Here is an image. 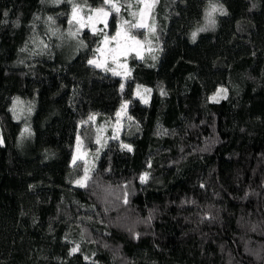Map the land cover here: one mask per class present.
<instances>
[{"label":"trees","instance_id":"16d2710c","mask_svg":"<svg viewBox=\"0 0 264 264\" xmlns=\"http://www.w3.org/2000/svg\"><path fill=\"white\" fill-rule=\"evenodd\" d=\"M76 5L112 12L110 35L127 21L157 59L132 55L125 80L90 65L104 34ZM211 5L225 14L198 32ZM141 8L0 0V264H264V0H156L147 29ZM125 102L131 138L102 146ZM79 134L102 149L82 188Z\"/></svg>","mask_w":264,"mask_h":264},{"label":"rangeland","instance_id":"374dc122","mask_svg":"<svg viewBox=\"0 0 264 264\" xmlns=\"http://www.w3.org/2000/svg\"><path fill=\"white\" fill-rule=\"evenodd\" d=\"M156 0H148V6L146 7L145 4L141 3V11L138 15V19L136 23H138L141 19V13H144L143 21L147 25V27L139 28V29H147L149 26V19L150 14L152 11V8L155 5ZM78 9L77 17L74 19L72 14V20L75 21L80 28L90 30L93 34H104V39L102 41V44L100 48L98 49L97 57L95 59H92L96 61V64H90L94 67L102 68L104 70H107L111 73H118L114 74L116 76H119L122 79H126L130 74V67H129V58L134 55L139 60L144 62H150L155 61L158 56L159 50L157 48L152 47L151 45L147 43L140 42V44H134L131 40L125 39V34L128 37H132L133 35L130 33L128 26L129 23L123 22V24L118 26L117 31L114 33V35L109 34V22L112 16V12H109V15L107 17H103L102 15L98 14L95 10L93 12H88L87 9L79 7V5H76ZM114 10L116 11V8H119L117 4L113 5ZM120 10V8H119ZM91 17V19H89ZM134 23V24H136ZM117 32H120L121 35L117 37ZM107 37V42H105V38ZM113 37H116V39H113ZM138 40V39H137ZM195 40H193L194 42ZM100 65V66H97ZM228 92L226 90H221L219 93L215 96V99L217 101H220L227 97ZM151 90L148 89L145 86L137 85L134 92V97L138 100H140L143 104H148L151 99ZM25 104V107L23 110H20V118L26 120L25 124L27 125L30 119V115L32 114V111L30 113L29 111V105L30 103H27L21 99H17L14 102V106L12 109V113L16 119H18L14 113V107L18 108V106L21 108L22 105ZM129 107L130 103L125 102L119 109V111L115 114L113 118H110L106 124L102 125L99 129V142L102 144V146L106 143V140L111 137L112 140L115 141H121L122 137L131 138V135L127 134V127L129 128L132 121V118L129 115ZM34 110V106H33ZM97 116H94L90 121L93 122L95 126H97ZM82 126V125H81ZM110 131V132H109ZM3 137L0 131V145H3ZM98 146V144H97ZM124 148L132 151V145L129 143H123ZM127 146V147H125ZM102 149L101 148H95L93 150H89L85 147V143L83 141V138L80 136V134L77 137L76 140V146H75V153L72 160V165H75L79 162H83L87 169L84 174V176L77 181L74 186L77 188L85 187L88 183V180L91 175V171L96 163L95 156L101 155ZM95 154V155H94ZM98 156V157H99ZM79 182V183H78Z\"/></svg>","mask_w":264,"mask_h":264},{"label":"snow or ice","instance_id":"6c2138e0","mask_svg":"<svg viewBox=\"0 0 264 264\" xmlns=\"http://www.w3.org/2000/svg\"><path fill=\"white\" fill-rule=\"evenodd\" d=\"M141 3L145 4V6L147 7L148 6V0H140ZM105 3L106 4H111L112 3V0H105ZM98 14L102 15L103 17H107L109 15V12L105 11L103 8L101 9H96L95 10ZM116 11L118 12L119 11V8H116ZM217 11H220L221 14H225L224 13V10L223 8H217L215 5H211L210 6V10L206 12V20H207V25L204 27V28H200L198 29L197 31L200 32V31H206L208 26H214L215 25V19H214V13H216ZM77 13H78V9L76 6H73V18L75 19L77 17ZM6 15V14H5ZM143 17H144V13L142 12L141 13V19L138 23L136 24H133L132 27L134 28H143V27H147V25L144 23L143 21ZM49 19H51V17H49ZM89 19H91V17H89ZM125 23H128L127 21H125ZM73 35H75L73 33ZM121 35L120 32H117V37H119ZM196 35H197V32H194L192 34V38L193 40H195L196 38ZM113 39H116V37H113ZM125 39L127 40H131L132 43L134 44H140V41L136 39V37L132 36V37H128L126 34H125ZM105 42H107V37L105 38ZM90 64H96V61L94 60H90L89 61ZM97 66H100L97 64ZM114 74H118V73H114ZM123 87V86H121ZM91 119V118H90ZM127 147V146H125ZM143 179V177L141 178ZM79 183V182H78ZM75 250V249H74Z\"/></svg>","mask_w":264,"mask_h":264}]
</instances>
